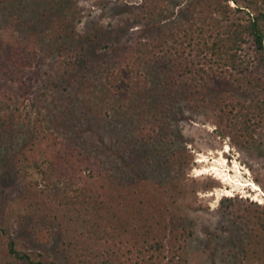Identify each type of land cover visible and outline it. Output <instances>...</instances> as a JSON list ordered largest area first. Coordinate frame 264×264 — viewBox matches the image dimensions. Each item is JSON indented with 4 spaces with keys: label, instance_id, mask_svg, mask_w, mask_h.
<instances>
[{
    "label": "rangeland",
    "instance_id": "rangeland-1",
    "mask_svg": "<svg viewBox=\"0 0 264 264\" xmlns=\"http://www.w3.org/2000/svg\"><path fill=\"white\" fill-rule=\"evenodd\" d=\"M196 1L165 0L149 15L145 0H0V43L14 31L38 51L33 66L0 71V97L10 104L0 110V221L23 246L64 262L57 234L39 231L42 223L32 229L24 209L43 197L44 184L18 171L21 152L55 132L167 204L171 221L193 231L172 264H264V225L255 216L264 213V120L255 118L261 126L246 141L225 119L232 100L250 105L264 95L223 75L199 88L189 83L186 67L205 59L197 47L210 33ZM140 39L154 51L133 63L136 76L127 83L117 75ZM245 51L253 57L251 44ZM223 164L241 184L210 170ZM226 196L241 200L227 210L220 205Z\"/></svg>",
    "mask_w": 264,
    "mask_h": 264
},
{
    "label": "trees",
    "instance_id": "trees-1",
    "mask_svg": "<svg viewBox=\"0 0 264 264\" xmlns=\"http://www.w3.org/2000/svg\"><path fill=\"white\" fill-rule=\"evenodd\" d=\"M163 1L145 0L146 13L155 14ZM228 1L195 3L210 33L197 47V56L205 59L186 67L191 73L189 83L199 88L214 75H223L238 88L264 95V0H234L236 7ZM232 11L248 16L233 18ZM1 37L0 71L14 73L34 65L38 58L34 45L16 39L14 31ZM246 44L253 48L252 58L245 51ZM153 51L149 40L132 43L123 60L126 68L117 77L133 81V63ZM252 59L258 71L252 68ZM230 105L225 119L231 128L246 141L255 139L261 126L255 118L264 120V96L250 105L240 99ZM9 107L0 97V110ZM139 133L145 138V128ZM101 164L55 132L36 137L21 152L18 171L22 180L29 179L37 187L43 183L45 188L43 197L28 199L24 209L33 217L32 229L37 227L35 222L42 223L44 229L39 231L51 237L57 234L64 262L49 251L23 246L0 221V264H172L181 257L193 231L171 221L174 214L167 204L150 193H139L134 182H126ZM240 200L226 196L220 205L230 210ZM255 216L264 225V213Z\"/></svg>",
    "mask_w": 264,
    "mask_h": 264
},
{
    "label": "bare ground",
    "instance_id": "bare-ground-1",
    "mask_svg": "<svg viewBox=\"0 0 264 264\" xmlns=\"http://www.w3.org/2000/svg\"><path fill=\"white\" fill-rule=\"evenodd\" d=\"M207 160V159H206ZM221 160V159H219ZM222 161V160H221ZM234 169L235 170H238V166L235 164L234 166ZM228 169V165L227 164H223L221 165V167L219 166H213L212 168H210V170H213V172H215L220 178H222L224 181H228V182H231L232 185H238V184H241L240 182H236L234 179H233V176L229 175L228 172H224ZM231 170V169H230ZM240 171V170H239ZM237 180V179H236ZM254 183V182H253ZM243 184V183H242ZM245 184V183H244ZM257 186V184H256ZM256 186H253L255 188H257ZM252 187V188H253ZM239 188V187H238ZM225 190V189H224ZM226 191V190H225Z\"/></svg>",
    "mask_w": 264,
    "mask_h": 264
}]
</instances>
